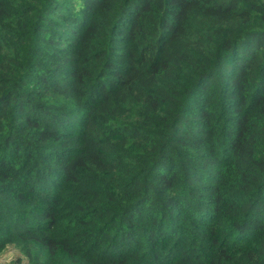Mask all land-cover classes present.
<instances>
[{"label": "trees", "instance_id": "1", "mask_svg": "<svg viewBox=\"0 0 264 264\" xmlns=\"http://www.w3.org/2000/svg\"><path fill=\"white\" fill-rule=\"evenodd\" d=\"M264 264V0H0V253Z\"/></svg>", "mask_w": 264, "mask_h": 264}, {"label": "rangeland", "instance_id": "2", "mask_svg": "<svg viewBox=\"0 0 264 264\" xmlns=\"http://www.w3.org/2000/svg\"><path fill=\"white\" fill-rule=\"evenodd\" d=\"M28 259L15 246H8L0 253V264H28Z\"/></svg>", "mask_w": 264, "mask_h": 264}]
</instances>
